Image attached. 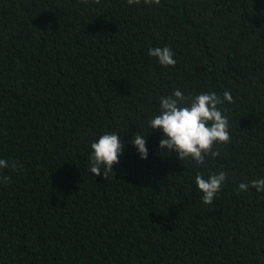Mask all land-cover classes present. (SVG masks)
Returning a JSON list of instances; mask_svg holds the SVG:
<instances>
[{
	"label": "trees",
	"instance_id": "obj_1",
	"mask_svg": "<svg viewBox=\"0 0 264 264\" xmlns=\"http://www.w3.org/2000/svg\"><path fill=\"white\" fill-rule=\"evenodd\" d=\"M176 90L233 97L219 156L160 148L149 121ZM106 133L124 150L104 179ZM0 159V264H264V0H0ZM220 172L205 204L195 177Z\"/></svg>",
	"mask_w": 264,
	"mask_h": 264
},
{
	"label": "clouds",
	"instance_id": "obj_2",
	"mask_svg": "<svg viewBox=\"0 0 264 264\" xmlns=\"http://www.w3.org/2000/svg\"><path fill=\"white\" fill-rule=\"evenodd\" d=\"M85 5L89 0H81ZM99 4L100 0H93ZM129 5H159L161 0H127ZM149 56L158 59L162 66H175L174 53L169 47L150 48ZM173 97H162L160 99L159 114L149 121V127L162 130L163 136L159 141L162 149L168 153L176 152L178 159L184 161L191 158L196 164H202L206 156H219V151H213L214 144H227L230 142L229 121L224 116L218 105L227 101L233 102L229 92L223 94V100L215 92L203 93L195 96L191 103L180 90L173 93ZM131 143L136 147L140 158L146 159L148 149L146 138L135 135ZM92 154L90 156V171L95 176L103 175L106 179L107 173L113 171V165L119 162V155L124 150V144L117 133L103 134L98 141L91 144ZM14 166V165H13ZM9 167L6 160L0 159V169ZM7 179V178H5ZM226 179V174L220 172L206 178L202 175L195 177L198 189L203 193L202 200L205 204H212L214 198L221 189ZM249 185L241 183L240 191H247ZM251 187L257 191H264V179L251 181Z\"/></svg>",
	"mask_w": 264,
	"mask_h": 264
}]
</instances>
